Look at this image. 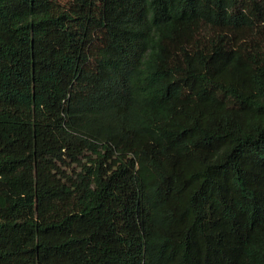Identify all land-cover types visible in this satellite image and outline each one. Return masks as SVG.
Returning a JSON list of instances; mask_svg holds the SVG:
<instances>
[{"label": "trees", "instance_id": "trees-1", "mask_svg": "<svg viewBox=\"0 0 264 264\" xmlns=\"http://www.w3.org/2000/svg\"><path fill=\"white\" fill-rule=\"evenodd\" d=\"M0 264H264V0H0Z\"/></svg>", "mask_w": 264, "mask_h": 264}, {"label": "rangeland", "instance_id": "rangeland-1", "mask_svg": "<svg viewBox=\"0 0 264 264\" xmlns=\"http://www.w3.org/2000/svg\"><path fill=\"white\" fill-rule=\"evenodd\" d=\"M71 1H72V0H59V3H60L61 5L67 6V5L70 4Z\"/></svg>", "mask_w": 264, "mask_h": 264}]
</instances>
